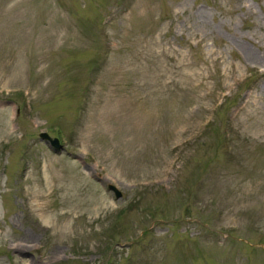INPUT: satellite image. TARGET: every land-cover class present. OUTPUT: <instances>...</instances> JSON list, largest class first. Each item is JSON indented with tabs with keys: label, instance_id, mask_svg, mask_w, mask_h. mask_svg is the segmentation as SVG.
<instances>
[{
	"label": "rangeland",
	"instance_id": "rangeland-1",
	"mask_svg": "<svg viewBox=\"0 0 264 264\" xmlns=\"http://www.w3.org/2000/svg\"><path fill=\"white\" fill-rule=\"evenodd\" d=\"M0 264H264V0H0Z\"/></svg>",
	"mask_w": 264,
	"mask_h": 264
},
{
	"label": "water",
	"instance_id": "water-1",
	"mask_svg": "<svg viewBox=\"0 0 264 264\" xmlns=\"http://www.w3.org/2000/svg\"><path fill=\"white\" fill-rule=\"evenodd\" d=\"M39 139L43 140L45 144H48L49 146L53 147L54 149L60 148V144L58 139H52L50 138L46 133H41L39 135ZM111 192L114 193L115 197L118 199L121 197V193L112 185H108L107 187Z\"/></svg>",
	"mask_w": 264,
	"mask_h": 264
}]
</instances>
